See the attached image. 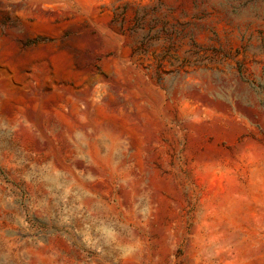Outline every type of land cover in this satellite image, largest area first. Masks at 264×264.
Wrapping results in <instances>:
<instances>
[{
    "label": "rangeland",
    "instance_id": "rangeland-1",
    "mask_svg": "<svg viewBox=\"0 0 264 264\" xmlns=\"http://www.w3.org/2000/svg\"><path fill=\"white\" fill-rule=\"evenodd\" d=\"M264 0H0V264H264Z\"/></svg>",
    "mask_w": 264,
    "mask_h": 264
},
{
    "label": "trees",
    "instance_id": "trees-1",
    "mask_svg": "<svg viewBox=\"0 0 264 264\" xmlns=\"http://www.w3.org/2000/svg\"><path fill=\"white\" fill-rule=\"evenodd\" d=\"M239 76L244 82L248 83L250 88L257 94L260 106L264 109V85L260 82H248L244 79L241 71L238 69Z\"/></svg>",
    "mask_w": 264,
    "mask_h": 264
}]
</instances>
